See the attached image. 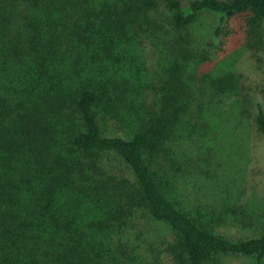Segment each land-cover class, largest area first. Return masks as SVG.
<instances>
[{"label":"trees","instance_id":"16d2710c","mask_svg":"<svg viewBox=\"0 0 264 264\" xmlns=\"http://www.w3.org/2000/svg\"><path fill=\"white\" fill-rule=\"evenodd\" d=\"M206 11L264 22V0H0V264H264V223L216 233L162 162L194 130L187 31ZM146 43L167 66L157 85ZM235 80L210 79L204 121ZM256 126L264 136L261 104Z\"/></svg>","mask_w":264,"mask_h":264},{"label":"rangeland","instance_id":"374dc122","mask_svg":"<svg viewBox=\"0 0 264 264\" xmlns=\"http://www.w3.org/2000/svg\"><path fill=\"white\" fill-rule=\"evenodd\" d=\"M248 18L247 14L224 18L206 11L187 31L200 59L191 64L187 77V120L194 130L173 146L170 160L162 161L170 167L175 200L192 210L202 208L203 215L193 212V216L205 217L216 233L231 239L259 236L264 223V136L256 126L258 105L264 108V22L254 32ZM154 51L146 43L145 52L139 53L152 69L149 81L157 85L167 66ZM215 74L233 75L236 87L232 94L215 97V117L208 122L203 120L207 107L201 105L206 103V91L215 93L210 88ZM111 134L118 132L113 129ZM138 224L143 230L154 227ZM159 227L162 236L169 232ZM217 261L254 264V259L243 256H222Z\"/></svg>","mask_w":264,"mask_h":264}]
</instances>
